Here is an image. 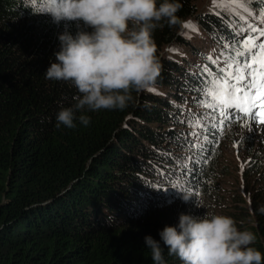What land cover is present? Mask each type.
I'll list each match as a JSON object with an SVG mask.
<instances>
[{
	"label": "trees",
	"instance_id": "16d2710c",
	"mask_svg": "<svg viewBox=\"0 0 264 264\" xmlns=\"http://www.w3.org/2000/svg\"><path fill=\"white\" fill-rule=\"evenodd\" d=\"M199 1L179 0L182 25L161 21L153 32L158 92L133 89L128 107L85 110L77 115L89 125L77 120L69 129L57 128L56 116L79 93L44 75L58 62L59 36H75L83 22L55 23L42 12L45 0H0V264H153L146 236L161 243L165 264H181L159 233L178 226L182 213L206 212L232 217L264 253V146L239 142L250 146L237 172L244 189H227L220 181L235 167L220 160L222 143L241 119L215 128L214 113L199 103L206 73L197 66L219 73L220 58L229 62L247 33L231 12L203 10ZM189 21L198 31L184 27ZM198 115L207 142L190 135L202 131L189 127Z\"/></svg>",
	"mask_w": 264,
	"mask_h": 264
},
{
	"label": "clouds",
	"instance_id": "9594fccd",
	"mask_svg": "<svg viewBox=\"0 0 264 264\" xmlns=\"http://www.w3.org/2000/svg\"><path fill=\"white\" fill-rule=\"evenodd\" d=\"M43 13L53 21L77 24L75 36H59L60 51L51 63L46 79L70 82L79 93L75 103L57 113L56 127L88 126V111L123 110L133 97L131 90H147L155 85L162 71L153 32L163 27L182 25L177 15L179 0H45ZM130 25L132 27H130ZM92 29L91 31L86 30ZM185 202L190 193L182 192ZM197 207H204L197 202ZM264 214V205L259 208ZM168 254L181 264H264V253L252 247L256 236L241 231L227 215L206 212L203 216L180 214L178 226H166L159 233ZM153 264H165L161 243L145 237Z\"/></svg>",
	"mask_w": 264,
	"mask_h": 264
},
{
	"label": "snow or ice",
	"instance_id": "6c2138e0",
	"mask_svg": "<svg viewBox=\"0 0 264 264\" xmlns=\"http://www.w3.org/2000/svg\"><path fill=\"white\" fill-rule=\"evenodd\" d=\"M252 2L254 0H231L232 4L255 17V12L248 7ZM256 2L264 4V0H256ZM212 5L214 9L222 6L220 0H212ZM241 18L248 19L246 16ZM256 18L260 20L261 24H264V9ZM184 27L198 31L196 25L191 21L185 23ZM241 31H245V29H241ZM247 31L252 34L239 42L235 55L228 58L229 62L225 67L219 68V73H214L207 65L197 66L202 67L203 72L206 73L204 86L199 90L201 92L200 106L212 110L214 115L211 118L216 121L215 128L221 130L226 122L242 119L241 114L264 125V28L248 24ZM171 51L178 50L171 49ZM206 59L212 61L213 64H218V60H213L211 55ZM148 90L154 93L158 92L154 87ZM173 103L174 107H181L175 102ZM200 115L188 123L189 127L202 131H193L190 135L196 140L207 142L209 140L207 125L201 121ZM204 118L207 119V115ZM192 147L202 151L204 146L193 143ZM188 159L191 160L192 157ZM189 182L194 184L190 177Z\"/></svg>",
	"mask_w": 264,
	"mask_h": 264
},
{
	"label": "rangeland",
	"instance_id": "374dc122",
	"mask_svg": "<svg viewBox=\"0 0 264 264\" xmlns=\"http://www.w3.org/2000/svg\"><path fill=\"white\" fill-rule=\"evenodd\" d=\"M220 3L222 6L215 8L217 9H226L228 12H231L233 14V18L240 19L243 21V29L246 31V35H250L249 31H247L248 24H252L258 27H262L260 20L256 17H259L262 9H254L252 8L250 3L248 7L252 9L255 12V17L249 15V13L245 12L242 8L237 7L236 5L231 3V0H220ZM199 5L201 9L203 10H215L212 5V0H200ZM248 17L247 20L242 19L241 17ZM257 21V22H255ZM209 39V38H207ZM210 40V39H209ZM208 44H211V41H209ZM207 55H211V51L207 52ZM225 59L223 62H220L222 67H225L228 63L226 61V58H220ZM198 62H202L200 59L197 60ZM226 139L223 140L222 143V151H221V157L220 160L223 163H231L232 167L234 168V173L232 175H227L220 181L224 187L227 189H244V184L241 181L239 175L237 172H239L242 161L246 154L248 153L250 146H247L246 148H243L239 145L240 141H243L244 138L250 139L253 141L259 140L260 146H264V126L263 125H256L252 123L251 120L245 119L241 120L240 122H237L227 128L226 132ZM240 180H239V179Z\"/></svg>",
	"mask_w": 264,
	"mask_h": 264
}]
</instances>
